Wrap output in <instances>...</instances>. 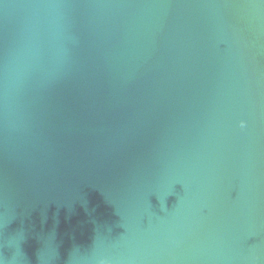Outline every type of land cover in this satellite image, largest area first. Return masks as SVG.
I'll list each match as a JSON object with an SVG mask.
<instances>
[{
  "label": "water",
  "instance_id": "water-1",
  "mask_svg": "<svg viewBox=\"0 0 264 264\" xmlns=\"http://www.w3.org/2000/svg\"><path fill=\"white\" fill-rule=\"evenodd\" d=\"M0 264H264V0H0Z\"/></svg>",
  "mask_w": 264,
  "mask_h": 264
}]
</instances>
